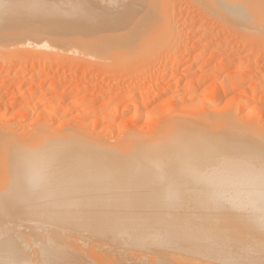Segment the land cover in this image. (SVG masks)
Listing matches in <instances>:
<instances>
[{
	"label": "bare ground",
	"instance_id": "obj_1",
	"mask_svg": "<svg viewBox=\"0 0 264 264\" xmlns=\"http://www.w3.org/2000/svg\"><path fill=\"white\" fill-rule=\"evenodd\" d=\"M1 12L0 264H264V0Z\"/></svg>",
	"mask_w": 264,
	"mask_h": 264
},
{
	"label": "rangeland",
	"instance_id": "obj_2",
	"mask_svg": "<svg viewBox=\"0 0 264 264\" xmlns=\"http://www.w3.org/2000/svg\"><path fill=\"white\" fill-rule=\"evenodd\" d=\"M3 1H6V0H0V2H3ZM10 12H11V11H10ZM12 12H14V11L12 10ZM12 12H11V13H12ZM15 15H16V16H15ZM15 15H13V18H12V17H8V22H7V18L4 17V16L2 15V12H1V13H0V22H1V17L6 18V19H5V20H6V23L4 22L5 25H6L7 23H9V24H8V27H9L11 23L14 24V25L11 24V26H10V27H11L10 30L13 29L11 32H13V31L15 30L14 32L16 33L17 30H19V31L21 30L20 32H21V34H22V32H23V33L25 32V31H22V30H23L27 25H29L30 21L28 20V18H27L26 21H25V18H26L25 16H22V17H21V15H18L17 13H16ZM17 15H18V18H17ZM15 17H16V19H15ZM23 17H24V18H23ZM9 18L12 20L11 22L9 21ZM20 18H21V19H20ZM19 19H20V21H19ZM5 20H2V21H5ZM27 20H28V22H27ZM24 21H25V22H24ZM1 23H2V22H1ZM4 23H3V24H4ZM22 23H23V24H22ZM24 23H25V24L27 23V25H25ZM20 24H21V25H20ZM5 25H3V26L6 27ZM15 25H17V28H18V29H15V27H16ZM23 25H25V27H23ZM21 26H22V28H21ZM8 27H7V28H8ZM7 30H8V29H7ZM7 33H8V32H7ZM9 34H10V35L12 34V36H13V35L16 36V35L13 34V33H8V34H6V35H9ZM16 34H17V33H16ZM21 34H20V36H21ZM9 37H10V36H9ZM10 38H12V37H10ZM4 39H5V38H3V40H4ZM3 40H0V41H1L0 43H1V44H2V41H3ZM4 41H5V40H4ZM24 55H26V57H28V56L30 55V53H28V54H24ZM30 57L32 58V57H33V54H32L31 56H29L28 58L30 59ZM28 58H27V59H28ZM247 59H248V58H247ZM263 59H264V58H263ZM263 59L260 60V65L262 66V68L264 67V65H263V64H264V60H263ZM245 60H246V59H245ZM245 60H244V62H246ZM20 61L22 62V60H20ZM249 61H250V60H249ZM249 61L246 62L247 64L245 63V65H248V64H249ZM28 63L30 64V63H31V60H29ZM262 63H263V64H262ZM253 68H255V67L253 66ZM259 68H260V67H259ZM260 69H261V68H260ZM263 69H264V68H263ZM263 71H264V70H263ZM263 71H262V69H261V73H262ZM28 73H30V72H28ZM61 73H63V71H60L59 76L62 75ZM81 73H82V72H81ZM262 74H263V73H262ZM87 78H88V77H87ZM263 78H264V74H263ZM39 79H40V80H39ZM41 81H43V78H38L37 81L33 82V83H32V87H34L33 89L40 87V86H41ZM51 81H53V80H50V82H51ZM252 81L255 83L254 80H252ZM252 81H250V82H251L252 84H254ZM248 83H249V82H248ZM251 83H250V85H251ZM47 84H49V82H48ZM47 84L42 85L43 87H42L41 90H42L43 92L41 91V93H44V92L47 91V89H48V88H47ZM38 85H40V86H38ZM247 86H249V85L247 84ZM25 88H28V85H24L23 89H25ZM46 88H47V89H46ZM262 93H264V91H263ZM9 116H10V115H9ZM243 116H244V113L241 114V117H243ZM10 118H11V117H10ZM249 118H251V116H249ZM34 120H35V118L33 119V121H34ZM27 122H28V121H27ZM51 127H55V128L57 127V128H58L59 125L57 126L56 123H55V124H52V123H51Z\"/></svg>",
	"mask_w": 264,
	"mask_h": 264
},
{
	"label": "snow or ice",
	"instance_id": "obj_3",
	"mask_svg": "<svg viewBox=\"0 0 264 264\" xmlns=\"http://www.w3.org/2000/svg\"><path fill=\"white\" fill-rule=\"evenodd\" d=\"M259 167L262 177L261 196L264 198V144H262L259 149Z\"/></svg>",
	"mask_w": 264,
	"mask_h": 264
}]
</instances>
